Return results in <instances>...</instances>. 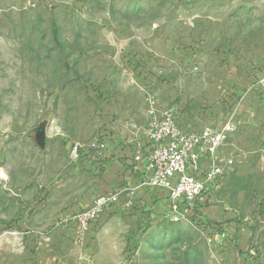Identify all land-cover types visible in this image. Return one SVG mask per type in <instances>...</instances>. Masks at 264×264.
Wrapping results in <instances>:
<instances>
[{
  "label": "rangeland",
  "instance_id": "obj_1",
  "mask_svg": "<svg viewBox=\"0 0 264 264\" xmlns=\"http://www.w3.org/2000/svg\"><path fill=\"white\" fill-rule=\"evenodd\" d=\"M170 92L219 107L216 127L238 113L221 152L235 162L201 215L108 212L100 248L118 264H264V0H0V231L26 244V216L68 184L70 144L144 122ZM4 247L0 264H23Z\"/></svg>",
  "mask_w": 264,
  "mask_h": 264
},
{
  "label": "built area",
  "instance_id": "obj_2",
  "mask_svg": "<svg viewBox=\"0 0 264 264\" xmlns=\"http://www.w3.org/2000/svg\"><path fill=\"white\" fill-rule=\"evenodd\" d=\"M151 115L141 130L133 153L132 198L125 204L132 208L134 200L150 201L172 220L201 215L213 194L221 185L224 167L234 164L235 157L221 162V152L230 144V137L240 125V116L233 111L221 127L206 125L200 131L183 128L174 111L157 116L150 102ZM107 148L100 136L90 143L72 142L69 146L72 164H78L87 152H102ZM123 191L98 193L89 207L62 220L61 228L73 244H81L92 226L120 202ZM202 200V201H201ZM225 237V234L222 235ZM14 243L19 252L25 250V239L15 230L0 231V245Z\"/></svg>",
  "mask_w": 264,
  "mask_h": 264
},
{
  "label": "crops",
  "instance_id": "obj_3",
  "mask_svg": "<svg viewBox=\"0 0 264 264\" xmlns=\"http://www.w3.org/2000/svg\"><path fill=\"white\" fill-rule=\"evenodd\" d=\"M154 81L156 82V78ZM150 101L157 116L174 111L181 126L192 131H200L209 124L216 125L214 121L222 117L216 105L203 110L188 108L187 98L172 92L163 98L155 94L151 96ZM142 117L144 122H127L124 128L116 124L106 126L100 133L101 140L106 143V150L89 151L78 164L71 163L68 184L61 183L57 191L53 192V196L51 195L38 206L39 212L33 216H26L25 222L29 224L32 234L26 238V248L22 253L23 264H118L117 251L113 247L107 248V245L100 248L99 244V237L110 227L115 228L114 225H110L116 220L115 218L103 217L95 223L81 244L71 243L65 230L55 227L57 220H64L89 207L98 193L119 189L123 191L119 204L109 212V215L107 214L108 217L115 214L114 212H117V217L121 215L134 217V215L148 216L150 211L157 213L161 211L158 205L147 200L139 201L138 198L134 200L132 208L125 207L132 198L128 195V188L132 182L129 165L139 143L141 130L146 127L150 119L145 113ZM120 127L122 129H119ZM232 140L233 136L230 137V141ZM78 182L83 184L79 186ZM30 247H36V250L31 253L28 249ZM12 248L11 252L16 253L14 245ZM8 257L9 253L2 244L0 258L8 259Z\"/></svg>",
  "mask_w": 264,
  "mask_h": 264
},
{
  "label": "trees",
  "instance_id": "obj_4",
  "mask_svg": "<svg viewBox=\"0 0 264 264\" xmlns=\"http://www.w3.org/2000/svg\"><path fill=\"white\" fill-rule=\"evenodd\" d=\"M202 201V200H201Z\"/></svg>",
  "mask_w": 264,
  "mask_h": 264
}]
</instances>
